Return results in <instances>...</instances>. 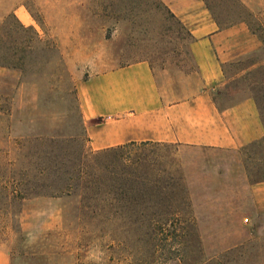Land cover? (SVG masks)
Here are the masks:
<instances>
[{"label":"rangeland","instance_id":"obj_1","mask_svg":"<svg viewBox=\"0 0 264 264\" xmlns=\"http://www.w3.org/2000/svg\"><path fill=\"white\" fill-rule=\"evenodd\" d=\"M239 1L253 15L243 24L258 47L223 65L217 96L223 104L256 96L264 107V0ZM17 6L40 28L42 42L32 48L52 62L0 77V249L10 263L264 264V216L254 210L247 175L264 164L250 150L157 144L124 151L138 169L154 171L148 189L160 187L175 215L134 218L103 201L84 202L79 190L49 196L52 183L63 182L51 172L62 171L63 156L78 162L94 153L80 129L76 75L146 60L158 77L186 76L195 66L191 39L161 0H0V24ZM12 37L21 47L27 34ZM9 40L1 35V43Z\"/></svg>","mask_w":264,"mask_h":264},{"label":"crops","instance_id":"obj_2","mask_svg":"<svg viewBox=\"0 0 264 264\" xmlns=\"http://www.w3.org/2000/svg\"><path fill=\"white\" fill-rule=\"evenodd\" d=\"M188 30L194 71L159 77L146 60L102 70L76 82L90 151L152 143L235 151L261 140L264 126L252 97L223 104V65L258 47L245 24L219 28L202 0H161ZM12 13L24 27L40 28L23 6ZM237 43V44H236ZM15 74L0 67V77ZM254 210L264 216V181L249 184ZM247 221V220H246ZM0 264H11L0 249Z\"/></svg>","mask_w":264,"mask_h":264},{"label":"trees","instance_id":"obj_3","mask_svg":"<svg viewBox=\"0 0 264 264\" xmlns=\"http://www.w3.org/2000/svg\"><path fill=\"white\" fill-rule=\"evenodd\" d=\"M202 1L219 28H228L238 23L249 24L253 18V15L239 0ZM170 15L175 18L171 13ZM178 23L181 27H184L180 22ZM18 31L27 34V38H24L21 47L16 45V41L12 37L13 33L16 34ZM3 34L10 40L8 44L0 42V67L22 71L24 67L30 64L39 65L43 68L52 62L48 57L44 60L46 53H44L43 48L39 50L32 48L31 42L33 40L38 43L42 42L38 33L32 27L22 26L13 13L9 14L0 24V38ZM187 34L190 37L189 32ZM18 52L21 56L16 57ZM36 55L38 57L34 59ZM262 68L264 69V66ZM253 99L264 126L262 101L257 99L256 96H253ZM77 110L80 119V129L84 131L78 101ZM156 145L152 143H131L97 151L93 154L83 153L78 162L73 161L69 156H63L62 171L51 169L54 179L62 178L63 182L59 187H55V182L52 183L54 184V187H52L54 191L49 196H66L71 195L74 190H79L84 202L93 201L97 203L98 201H103L106 202L110 210H130L134 218H138L139 215L142 217L144 212L147 211L151 212V216L156 218L167 214L175 215L176 211H169L173 208L171 204L164 202L165 194L160 187L148 189V185L152 181L151 173H154V171L140 169L142 165L139 160L123 157V152L130 148L154 147ZM243 150L253 151L254 155L261 154L259 162L264 164V137L244 147ZM56 159L57 156L53 155L52 161H56ZM138 167L140 168L138 169ZM263 168L264 165L257 164L254 166L252 173L247 174L250 184L264 181ZM155 176H157V179L154 181L159 182V172ZM257 176L260 177L250 180V177ZM144 184L147 190L141 195L137 186ZM86 207L89 208V205Z\"/></svg>","mask_w":264,"mask_h":264}]
</instances>
